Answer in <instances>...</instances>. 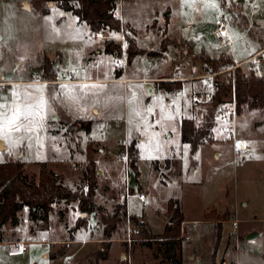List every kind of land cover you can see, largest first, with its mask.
<instances>
[{
  "label": "rangeland",
  "instance_id": "374dc122",
  "mask_svg": "<svg viewBox=\"0 0 264 264\" xmlns=\"http://www.w3.org/2000/svg\"><path fill=\"white\" fill-rule=\"evenodd\" d=\"M115 2V7L122 11L124 21L120 24L124 36L133 37L137 48L156 51L162 39L172 40L184 48L178 51L167 46L164 56L137 55L129 64L126 77L134 80L156 77L152 81H165L173 77L174 66L181 63L185 70L178 93L157 90L150 96L151 90L139 80L127 84L10 85L0 92V99L7 97V103L13 108L0 111V141L9 154L0 149V163L6 157L23 158L25 172L37 177L38 164L46 161L69 187L75 188L80 184V165L84 160L81 151L91 147L95 150L93 158L98 169L97 204L111 211L123 201L126 214L146 224L150 233L157 236L165 225L172 223L168 200L177 201L183 215L178 236L182 264L209 263L215 219L224 213L228 214V219L220 225L215 262L264 264V109L234 114L232 120L216 118L210 143L198 148L191 165L187 147L179 141L177 127L180 119L192 117L191 107L202 109L203 104L193 105L191 97L207 93L210 86L208 79L197 78L205 74L200 62L182 59L188 47L193 54L203 52L214 60L230 59L231 66L214 73L219 81L231 79L235 69H231L232 60L243 61L258 51L264 41V0H243L241 4L236 0ZM48 3L45 7L48 6L49 14L40 15L32 0H0V77L18 63L13 81L27 82L32 75L38 74L41 78L39 70L54 60L61 61L56 68V77L60 79L65 80L67 72L81 68L85 69V77L94 72V64L85 58L86 52L93 55L96 48L105 47L106 42L113 40L92 41L85 23L57 8L53 2ZM219 22L224 23L230 44L213 37ZM123 44L125 50V39ZM99 60L97 77L110 78L114 60L111 62L105 56ZM256 60L239 68L244 72L251 69L258 75L264 74V58L258 56ZM151 84L157 87L156 83ZM92 106L101 111L104 120L93 123L89 139L80 134L79 140H69L59 120L73 121L91 116L96 113L95 110L91 112ZM17 107L27 113L16 122L20 131H14V127L4 130L6 117ZM226 108L225 104L220 111ZM103 126L108 129L103 130ZM223 127L233 129V140L222 131ZM132 138L137 143L138 161L135 187L130 194L124 155H119L117 144L124 147ZM241 143L247 147L248 155L233 166L231 149L238 148ZM165 159L169 160L167 171L163 166ZM154 161L158 163V170L153 168ZM136 194L144 195L146 207L140 206ZM59 210H67L65 217L60 216ZM204 213H210L213 220L205 222ZM19 216L21 225L16 228L7 225L3 236L13 241L23 239L27 242L26 251L8 256L10 250L21 247L0 246V264H96L95 253L101 250V242H98L101 230L93 216L88 217L78 210L77 203L67 207L55 205L48 223H29L27 209ZM234 218L238 223L232 226ZM78 223L82 227L74 231ZM39 230L47 233V243H54L50 246L40 244ZM133 230L137 228L130 223L120 226L113 236L107 258L97 264H161L155 242H151V247L144 246L146 240L139 233L133 235ZM251 232L259 235L249 241L242 240ZM185 236L189 238L184 240ZM59 252L64 255L54 260L45 257L48 253L51 256Z\"/></svg>",
  "mask_w": 264,
  "mask_h": 264
},
{
  "label": "trees",
  "instance_id": "16d2710c",
  "mask_svg": "<svg viewBox=\"0 0 264 264\" xmlns=\"http://www.w3.org/2000/svg\"><path fill=\"white\" fill-rule=\"evenodd\" d=\"M50 1L57 8L75 16L79 22L85 23L92 32L103 31L108 34L123 33L124 35L119 19L109 14L110 11L116 8L115 0H32L36 13L40 15L49 14L50 11L45 8V5ZM238 24L242 25V21H239ZM248 36H250L249 33ZM124 39L126 42L124 50L126 66L137 55L159 56L160 53L165 51L167 46H172L178 51L184 49L172 40L162 39L156 51H146L135 46L133 37L124 36ZM263 46L264 41H261L258 51ZM104 53L114 59L120 58L122 56L121 46L114 41L106 42ZM183 57L186 59L190 58L193 63L200 62L208 65V68L213 73L232 65L228 58L221 57L214 60L203 52L193 54L189 47L186 51V56H182V59ZM39 71H41V78L44 80L49 81L56 77V69L52 68V63ZM202 71L205 72L206 69L202 68ZM115 73L116 76L122 74L120 71ZM154 83H156V89L160 92L173 93L181 88V83L179 82L158 81ZM212 86L214 91L209 102L203 104L202 109L197 110L191 107L192 117L180 119L177 122L179 141L187 147L189 165L193 163V156L198 148L210 143L215 120L223 105L233 101L236 116L264 109V74L258 75L251 69L244 72L239 67H236L233 70L232 80L226 79L225 82H222L215 77L212 81ZM59 123L64 126V135L68 136L69 140L74 138L79 140L80 134L89 139L91 135L93 126V120L91 119L70 121L61 118ZM117 147L119 155H124L125 157L126 167L134 174L135 184V178L137 177L136 162L138 161L137 143L132 138L124 147L120 145ZM94 151L91 147L81 151L82 155H84V160L80 165V184L75 188L69 187L61 176L49 167L46 161L38 164L37 177H33L25 172L23 159H8L6 157L5 161L0 163V242H3V227L5 225L15 228L20 224L19 215L22 210L27 209L28 219L32 223H48L49 216L55 205L62 204L67 207L77 203L78 210L87 216L92 215L97 227L101 230V250L99 249L95 253L96 264L107 258L113 236L118 232L119 227L124 226L126 223H130L137 228V234L139 233L146 240L143 244L144 246L151 247V242H155L157 245L156 251L161 255V264H182L178 236L179 225L183 221V215L177 201L168 200L167 210L172 215V223L165 225L162 233L157 236L150 233L146 224L126 214L123 201L116 204L111 211L97 204L95 198L98 185V169L93 158ZM168 163V159L163 161L166 171L169 168ZM153 168L158 170L157 161L153 162ZM127 190L130 194L133 192L131 188ZM66 212L67 210H59L61 217ZM202 217L204 221L213 220L210 213H204ZM226 219H228L227 213L220 216L218 220L215 219L214 244L208 264L222 263V261L216 263L214 255L219 240L220 225ZM81 227L82 225L78 223L74 229L76 231ZM63 255L64 252L52 254L50 260Z\"/></svg>",
  "mask_w": 264,
  "mask_h": 264
},
{
  "label": "built area",
  "instance_id": "2783aa9c",
  "mask_svg": "<svg viewBox=\"0 0 264 264\" xmlns=\"http://www.w3.org/2000/svg\"><path fill=\"white\" fill-rule=\"evenodd\" d=\"M119 11V12H118ZM120 13V14H119ZM122 11L121 9H117L115 8L114 10L110 11L109 14H112L114 17H116L117 19H119L120 23H122ZM121 35L119 36H112L111 34H108L106 32L103 31H98V32H94V34L92 35V39L93 40H102V39H112L113 41H121L122 44L121 45V50L124 51V35L123 33H120ZM213 37L215 39H217L220 42H225L226 44H230L231 41L230 39L226 36L225 33V29H224V23L223 22H219L216 26V29L213 31L212 33ZM264 48L261 49V51L257 52L256 54H254L253 56L247 58L246 60H243L242 62H235L234 60H232L233 62V66L231 67V69L239 67L241 65H244L246 63H250L253 64L255 63L256 57L258 56H262V58H264ZM124 53V52H123ZM122 53V56L120 58L114 59L113 62V69L115 72H122L124 73V68L126 66L125 64V58H124V54ZM202 67L201 69H206L204 76L201 77H197V78H205L208 79L210 81V86H209V91L207 93L204 94H194L191 97V103L193 105H199V104H206L209 102L212 94H213V86H212V77H215L217 74L213 73L211 71L210 68H207L205 64H200ZM230 69V70H231ZM185 70V65L178 63L174 66V70H173V77H171L170 79H165V81L168 82H181L184 80L183 76H182V72ZM81 71H85L84 68L81 69ZM66 79H60L58 76L53 79V80H49L46 81L44 79H41L39 75H32V79L27 82L28 84H33V85H48V84H55V85H62V84H70V83H80L82 81L80 80H76L74 78V74L72 72H67L66 73ZM232 80V78L230 79ZM124 81V80H121ZM159 81V80H158ZM8 85H10V82L7 81H1L0 82V91L5 89ZM178 92H174L173 94L176 95ZM227 108L224 111H220L217 115V118L221 121H225V120H229V119H233L234 117V104L233 101L229 102L226 104ZM108 127L107 126H103V130H107ZM222 131L232 137V140L234 139V132L232 128H228V127H223ZM248 155V149L245 146V144L241 143L240 147L236 148V147H232L231 149V163L233 166H236L238 164H240L244 157ZM123 158L125 159V157L123 156ZM136 199L138 201V203L140 204V206L142 208L146 207V202H145V198L143 194H136ZM237 223V220H233L232 221V226H235ZM191 229H193V226L191 227ZM133 235H137V230H133L132 231ZM183 236V234L181 235ZM189 237L185 236L184 240H187ZM40 242L44 243L43 241V234H41L40 236ZM25 247H22L20 251H11L8 253L9 256H15V255H19L21 252L25 251Z\"/></svg>",
  "mask_w": 264,
  "mask_h": 264
},
{
  "label": "crops",
  "instance_id": "0c3cea01",
  "mask_svg": "<svg viewBox=\"0 0 264 264\" xmlns=\"http://www.w3.org/2000/svg\"><path fill=\"white\" fill-rule=\"evenodd\" d=\"M122 21H124L123 20V17H122ZM92 31H91V36H90V39L92 40V41H94V42H98L97 40H93L92 38ZM164 53H165V51L164 52H162V53H160V56H164ZM254 54H256V52L254 53ZM254 54H252V55H250V56H248L247 58H249V57H251V56H253ZM86 56H85V58H89L90 60H89V63H92V64H94V68H93V70H94V72H92V73H89V75L88 76H84V74L86 73L85 71H81V69L79 70V71H75V72H73V74H74V78L76 79V80H80V81H82V82H80V83H70V84H62V85H66V86H69V85H74V84H83V85H88V84H102V83H113V84H117V83H119V84H127L128 82H131V81H135V80H139V81H141V82H144V86H145V88H149L150 90H151V94H150V96L151 95H154L155 94V91H157V89H156V87H154V84H151V83H154V82H158V81H152V79H156V77L155 78H148V79H130V78H127L126 77V70H127V68H128V66H126V68H125V70H124V73H122L120 76L118 75V76H116V73L113 71V68H112V66H113V64H112V66H111V69H112V74H111V77L110 78H108V79H103V78H99V77H97V75L99 74L97 71H96V67L98 66V62L100 63V61L101 60H99V59H101V57H106V58H109L110 60H111V62H113V60H114V58H112L110 55H108V54H105L104 53V46L102 45L100 48H96L95 49V51H94V54L92 55V54H87V52H86V54H85ZM247 58H245L244 60H246ZM55 61V60H54ZM240 62H242V61H240ZM60 63H61V61L60 60H58V65H57V67L60 65ZM52 65H53V63H52ZM11 67H9L8 69H6L5 71H4V73L3 74H1V81L4 79V77L6 76V74L7 73H9V72H12V69H10ZM193 69H194V67H192V71H193ZM15 72H16V69H15V71L13 72V74H12V77H11V80L10 81H7V82H10V85H26V84H28L27 82H29V81H22L21 79H17V80H14L13 81V78H14V76H15ZM39 75V74H38ZM40 76V75H39ZM116 78H118V79H116ZM43 79V78H42ZM121 80H124V81H121ZM0 81V82H1ZM6 81V80H5ZM48 81V80H47ZM160 81V80H159ZM165 82H167V81H165ZM10 85H8V86H10ZM28 85H33V84H28ZM48 85H50V84H48ZM55 85V84H54ZM7 86V87H8ZM3 90H6V88L5 89H3ZM3 90H1L0 92H2ZM146 94H147V91H146ZM60 96V95H59ZM7 97H3V99L0 101V111H5L7 108H10L11 109V111L13 110V108H12V105L11 104H8L7 103V99H6ZM52 100V99H51ZM56 104H59L58 102H56ZM60 105V104H59ZM61 106V105H60ZM64 110V109H63ZM90 110H91V112L93 113V111L95 110L96 111V113L94 114L93 113V115H91V116H85L84 118H81V119H91V120H93V123L94 122H102L104 119H103V115H102V113H101V111L99 110V109H97L95 106H92L91 108H90ZM65 112H66V110H64ZM66 114H67V112H66ZM67 116H68V114H67ZM71 118V117H70ZM100 125H101V123H100ZM13 131V130H12ZM15 131V130H14ZM136 134V133H135ZM137 135V134H136ZM128 139H129V137H128ZM128 139H126V140H124V143L128 140ZM118 145H120V143H118L117 144V146ZM5 146V145H4ZM3 153H6V154H8L7 153V147L5 146V148H4V151H3ZM9 155V154H8ZM22 155H23V157H24V154L22 153ZM23 159V158H22ZM24 161V160H23ZM25 162V161H24ZM36 163H39V162H36ZM26 164V163H25ZM24 170H25V167H24ZM27 173V172H26ZM67 213H65L64 215H63V217H65V215H66ZM90 216H92V215H90ZM90 216H88V217H90ZM49 218H50V216H49ZM233 220H236L235 218L233 219ZM29 223H32L31 221H29V219L27 220ZM49 221V220H48ZM205 222H211V221H205ZM39 223V222H38ZM38 223H36L37 225H38ZM237 223H238V220H237ZM236 223V224H237ZM19 225H21V222H20V224ZM19 225L17 226V227H19ZM30 225V224H29ZM7 225H5L4 227H3V232H4V229H5V227H6ZM76 227V226H75ZM16 228V227H15ZM29 230H30V227L28 228ZM28 230V231H29ZM75 231V230H74ZM77 231V230H76ZM39 243L40 244H44V245H48V246H50V245H52L53 243H54V241L53 242H49V243H47V241H48V238H47V233L45 232V231H40L39 230ZM41 234H43V241H44V243H41L40 242V236H41ZM101 239H102V235H101V238L98 240V242H101ZM242 240H243V238H242ZM73 241V240H72ZM72 241H70V244H72ZM236 241V240H235ZM113 242V239L111 240V243ZM26 241H24L23 239H20V238H18L17 240H8V239H5V237L3 236V242H0V246H11V247H25V245H26ZM21 250V249H20ZM20 250H18V249H15V250H10L9 252H11V251H20ZM25 251H26V249H25ZM8 252V253H9ZM24 252V251H23ZM50 252V251H49ZM227 254V253H226ZM226 254H225V261L227 262L228 261V259H227V256H226ZM9 256V255H8ZM16 256V255H15ZM49 256V253L45 256V257H47L49 260H50V256Z\"/></svg>",
  "mask_w": 264,
  "mask_h": 264
},
{
  "label": "water",
  "instance_id": "95a60500",
  "mask_svg": "<svg viewBox=\"0 0 264 264\" xmlns=\"http://www.w3.org/2000/svg\"><path fill=\"white\" fill-rule=\"evenodd\" d=\"M242 1H243V0H236V3H237V4H241ZM48 4H49V5H50V4L52 5V3H48ZM25 6H26V4H25ZM45 8L48 9V6H46ZM164 16L166 17L167 14H165ZM17 65H18V63H15V65H14V67H13V69H12V72H9V73L6 74V76L4 77V79H5L6 81H10V80H11L12 74H13V72L15 71ZM57 65H58V60H55V61L53 62L52 68H53V69H56V68H57ZM53 118H55V117H53ZM4 148H5V146L3 145L2 141H0V149L3 151ZM126 173H127V182H126L127 187H128V188H131V189H134V187H135V186H134V174H133V172H132L129 168H126ZM168 222H170V219H169ZM258 235H259V234L255 233V232H251V233L246 234V235L243 237V240H244V241H249V240H252L253 238H255V237L258 236Z\"/></svg>",
  "mask_w": 264,
  "mask_h": 264
},
{
  "label": "snow or ice",
  "instance_id": "6c2138e0",
  "mask_svg": "<svg viewBox=\"0 0 264 264\" xmlns=\"http://www.w3.org/2000/svg\"><path fill=\"white\" fill-rule=\"evenodd\" d=\"M22 115H27V113H22L20 108L17 107L11 116L6 117L4 130H8L9 128L14 127L15 131H20V126H18L16 122ZM237 147H240V145H237Z\"/></svg>",
  "mask_w": 264,
  "mask_h": 264
}]
</instances>
